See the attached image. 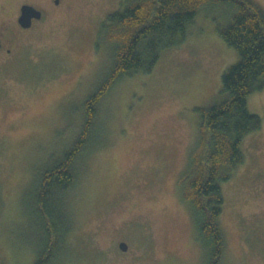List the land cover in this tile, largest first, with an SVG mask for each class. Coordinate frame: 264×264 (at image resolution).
Instances as JSON below:
<instances>
[{
  "label": "rangeland",
  "instance_id": "1",
  "mask_svg": "<svg viewBox=\"0 0 264 264\" xmlns=\"http://www.w3.org/2000/svg\"><path fill=\"white\" fill-rule=\"evenodd\" d=\"M18 1L0 0V29L12 24ZM38 1L49 11L44 22L14 34L12 54L0 52V264L34 261L24 190L77 136L82 103L112 65L109 46H96L100 23L122 7L121 0H64L54 9ZM253 1L264 13V0ZM230 18L222 3L201 6L183 43L101 99L100 147L80 159L61 264H205L177 180L198 140L199 108L225 98L221 75L239 59L218 31ZM247 108L262 124L243 138L244 162L221 184L219 264H264V88L247 97Z\"/></svg>",
  "mask_w": 264,
  "mask_h": 264
},
{
  "label": "trees",
  "instance_id": "2",
  "mask_svg": "<svg viewBox=\"0 0 264 264\" xmlns=\"http://www.w3.org/2000/svg\"><path fill=\"white\" fill-rule=\"evenodd\" d=\"M209 3L228 8L230 21L224 27L218 25V31L239 59L221 75L225 98L199 108L198 140L177 188L189 203L205 264L220 263L225 248L219 223L224 204L221 184L244 162L243 138L262 124L247 108V97L264 88V13L253 0H121L122 7L101 21L96 46H109L112 65L82 103L84 119L72 144L35 171L24 190L34 235L29 242L35 256L32 264H61L69 250L74 228L70 195L78 180L80 159L100 147L95 138L100 133L101 99L121 79L152 70L163 50L183 43L199 8Z\"/></svg>",
  "mask_w": 264,
  "mask_h": 264
},
{
  "label": "flooded vegetation",
  "instance_id": "3",
  "mask_svg": "<svg viewBox=\"0 0 264 264\" xmlns=\"http://www.w3.org/2000/svg\"><path fill=\"white\" fill-rule=\"evenodd\" d=\"M51 8H58L64 4V0H49ZM25 5H30L33 6L36 10L40 11V16L39 17H31L30 19H26L25 23L28 25L25 26L23 25V22L20 17L22 14V7ZM49 14V11L47 10V7L40 3L38 0H22L18 1L16 3V14L12 17V24L7 23L2 26L0 29V52L5 51L7 53L12 54L13 53V48L7 47L9 45L13 44L14 39V34L19 33V34H24L26 31H30L35 29V27L39 23H43L47 15ZM19 37L17 36V39ZM120 242H125L123 240H120ZM118 243V245H119ZM127 245L128 243L125 242ZM128 250V248H127ZM126 250V251H127Z\"/></svg>",
  "mask_w": 264,
  "mask_h": 264
},
{
  "label": "water",
  "instance_id": "4",
  "mask_svg": "<svg viewBox=\"0 0 264 264\" xmlns=\"http://www.w3.org/2000/svg\"><path fill=\"white\" fill-rule=\"evenodd\" d=\"M34 16L39 17L40 11L36 10L33 6H30V5H25L22 7V14H21L20 19L24 21L23 25L27 26L28 22L25 23V20L30 19L31 17H34ZM118 246L122 251H126L128 248V245L125 242H120Z\"/></svg>",
  "mask_w": 264,
  "mask_h": 264
}]
</instances>
